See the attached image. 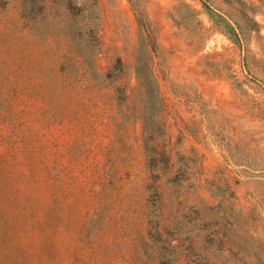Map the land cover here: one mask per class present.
Masks as SVG:
<instances>
[{
	"label": "rangeland",
	"instance_id": "1",
	"mask_svg": "<svg viewBox=\"0 0 264 264\" xmlns=\"http://www.w3.org/2000/svg\"><path fill=\"white\" fill-rule=\"evenodd\" d=\"M0 264H264V0H0Z\"/></svg>",
	"mask_w": 264,
	"mask_h": 264
}]
</instances>
